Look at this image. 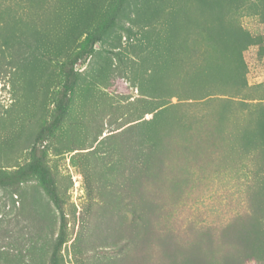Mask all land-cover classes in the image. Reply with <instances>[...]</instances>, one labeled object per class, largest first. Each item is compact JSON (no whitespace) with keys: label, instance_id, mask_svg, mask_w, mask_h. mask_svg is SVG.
I'll use <instances>...</instances> for the list:
<instances>
[{"label":"rangeland","instance_id":"rangeland-1","mask_svg":"<svg viewBox=\"0 0 264 264\" xmlns=\"http://www.w3.org/2000/svg\"><path fill=\"white\" fill-rule=\"evenodd\" d=\"M116 4L0 0V172L30 161ZM74 68L43 146L63 212L35 175L0 184V264H52L62 228L59 264H264V0H126ZM217 124L223 147L197 137Z\"/></svg>","mask_w":264,"mask_h":264},{"label":"trees","instance_id":"trees-1","mask_svg":"<svg viewBox=\"0 0 264 264\" xmlns=\"http://www.w3.org/2000/svg\"><path fill=\"white\" fill-rule=\"evenodd\" d=\"M125 2L126 0H117V4L113 7V9L109 13L105 21L90 35L87 44L84 47H82L74 57L69 59L67 63L68 66L65 69V83L63 85L59 97L55 101V114L53 120L40 130L36 138V141L33 145L31 159L28 163L19 167L18 169H16L14 172L11 173L0 172L1 185H16L24 181L29 176L35 175L38 178L42 187L51 197V200H53L56 206L60 208L63 212V200L60 196L53 172L45 160L46 152H45V147L43 146L44 143L48 140L49 136L52 135L57 129H59V127H61L63 121L68 115L69 107H70V103H69L70 95L76 80V72L74 66L80 60L90 56L93 53L96 44L99 41H101L108 32V30L116 24V21L124 7ZM219 16H220L219 18H221V20H223L224 24L226 25L223 18V9L219 10ZM226 27L230 33V30L227 25ZM229 41H230L229 47L231 48L232 46L231 33H230ZM227 55L229 56V54ZM223 122L225 123L224 117H223ZM228 132L230 131L229 130L226 131L223 124H217V126L214 127V129L210 133L206 135L202 134V136H197V137L202 138L203 140L205 138H208V140L213 139V136L220 137V139H222L221 147H223L224 140L226 139V137L229 136ZM263 140H264V125H263ZM260 239L261 238L258 233L257 235L253 234L251 235V237L247 238L249 244H255L257 242H260L261 241ZM65 241H66L65 229L62 228L59 239L55 246V251L52 257V264H59L57 258V252L63 246ZM184 264H207V263L205 261H202L201 258L196 257L192 261H185Z\"/></svg>","mask_w":264,"mask_h":264}]
</instances>
